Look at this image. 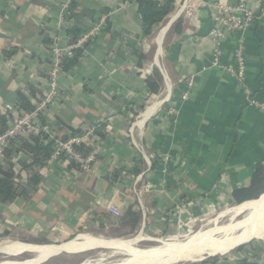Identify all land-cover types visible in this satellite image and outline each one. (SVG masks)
Segmentation results:
<instances>
[{
	"label": "crops",
	"instance_id": "1",
	"mask_svg": "<svg viewBox=\"0 0 264 264\" xmlns=\"http://www.w3.org/2000/svg\"><path fill=\"white\" fill-rule=\"evenodd\" d=\"M218 1L244 2L261 16L226 39L220 60L233 65L243 39L249 95L212 65L210 0H177L149 36L135 0H0V127L8 119L6 105L17 107L24 94L36 106L48 89L54 39L65 49L74 31L81 34L106 19L78 63L59 77L56 98L40 119L54 142L72 131L86 137L96 126L86 143L99 146L101 154L87 170L64 160L45 165L30 197L0 201V242L59 247L96 233L115 239L172 235L237 204L235 193L251 187L264 167V112L248 103L249 96L264 103V0ZM158 37L157 52L151 53ZM155 70L163 77L158 94L148 86ZM188 77L194 89L183 100ZM172 106L176 114H169ZM161 154L169 161L159 160ZM21 161H29L24 152L13 163L17 182L28 189ZM242 262L264 264V243L197 264Z\"/></svg>",
	"mask_w": 264,
	"mask_h": 264
},
{
	"label": "built area",
	"instance_id": "2",
	"mask_svg": "<svg viewBox=\"0 0 264 264\" xmlns=\"http://www.w3.org/2000/svg\"><path fill=\"white\" fill-rule=\"evenodd\" d=\"M206 5L211 10L212 19V28L209 32V37L214 43L212 65L214 67H222L225 72L243 87L249 95V89L246 85L247 61L243 39L239 38L237 41L238 45L235 49V63L233 65L222 66L220 60L223 54V44L226 39L239 32H244L250 29L254 22L259 20L261 16L252 11L244 2L229 4L218 0H210ZM184 6H187V14L192 16V7L188 6V4H185ZM104 26H106L105 18L93 25L89 30L82 32L77 39L74 41L72 40L65 49H60L57 39H54L51 46L52 63L48 73V89L42 92V95L35 106V110L31 113H27L21 110L18 106L14 107L12 105H6L5 107L10 124L7 130L0 134V159L3 158L5 151L14 141L31 133L48 134L50 132L49 125L40 123V119L43 112L56 98L58 80L64 72L62 65L63 60L65 58L73 57L74 51L85 49L87 46L94 43L101 28ZM193 89L194 78H186L185 91L182 94V99L188 100ZM248 103L264 112V103L257 101L250 96L248 98ZM168 111L169 114L177 113L173 106ZM37 123L39 124L37 125ZM96 129V126L91 127L87 132L86 137L81 134H70L66 140L61 139L56 141L54 151L46 165H52L60 160H64L76 165L80 170L90 169L101 154L99 146L86 143V138L94 136ZM81 145L88 148L90 152L84 155L78 151L76 147ZM141 151L144 154L143 150ZM157 157L159 160L167 162L169 161L170 156L161 154ZM111 211L114 210L111 208Z\"/></svg>",
	"mask_w": 264,
	"mask_h": 264
},
{
	"label": "bare ground",
	"instance_id": "3",
	"mask_svg": "<svg viewBox=\"0 0 264 264\" xmlns=\"http://www.w3.org/2000/svg\"><path fill=\"white\" fill-rule=\"evenodd\" d=\"M248 212L251 213L249 217L243 221H237L238 217H242ZM228 216L231 217L229 223L222 226L218 224L220 219ZM213 223L215 225L214 227L192 235L183 243H167L164 247H150L144 250L134 247L136 243L143 240L144 237L141 238V236L131 240H121L96 239L90 235L82 238L81 240L83 242L81 244L73 242L69 245L54 247L11 243L0 246V252L20 246L22 249L39 253L40 257L37 260L32 263L28 262L27 264H36L42 259L74 247L91 249L105 248L118 252L123 251L131 259L123 261L122 264H179L183 262H197L205 259L206 256L230 253L240 245L253 239H262L264 237V195L262 198L260 197L257 200L246 202L225 211Z\"/></svg>",
	"mask_w": 264,
	"mask_h": 264
},
{
	"label": "trees",
	"instance_id": "4",
	"mask_svg": "<svg viewBox=\"0 0 264 264\" xmlns=\"http://www.w3.org/2000/svg\"><path fill=\"white\" fill-rule=\"evenodd\" d=\"M177 0H137L139 7V14L142 20L143 33L145 36L152 35L154 30L165 22L167 17L175 10ZM180 26V23L176 25ZM80 35L78 31H74L73 41ZM84 49L74 51L71 58L63 60V70L67 71L74 67ZM143 59V57H141ZM148 86L152 93L158 94L163 86V77L158 70L154 71V75L148 79ZM18 107L31 113L35 110L28 97L24 94L19 95ZM42 119V118H41ZM43 121V120H42ZM9 119H1L0 134L4 133L8 128ZM44 123V121H43ZM73 135H77V131H72ZM64 137L63 140H66ZM55 147L54 141H49V136L46 134H39L38 136H31L27 140H23L20 146L11 143L10 147L5 151V163L0 164V201L3 203L10 202L19 197H30L31 193L35 191L41 181L39 170L47 164ZM78 151L86 155L90 152L84 145L76 147ZM20 152L28 155L29 161H21L22 168L29 173L28 186L25 188L18 182V176L14 171L13 160ZM72 166L78 168L76 165ZM138 173V171L136 172ZM264 194V167L260 168L254 177L251 187L247 189L238 190L235 193V201L237 204H244L247 201L258 199ZM262 198V197H261ZM242 264H246L242 262Z\"/></svg>",
	"mask_w": 264,
	"mask_h": 264
},
{
	"label": "rangeland",
	"instance_id": "5",
	"mask_svg": "<svg viewBox=\"0 0 264 264\" xmlns=\"http://www.w3.org/2000/svg\"><path fill=\"white\" fill-rule=\"evenodd\" d=\"M159 38L160 37H158V39H156V42L154 41L151 53L157 52L158 47H157L156 43H159ZM162 68L164 70V67H162ZM164 72H165V70H164ZM235 206H240V205L232 204L229 206L217 208V209L211 211L205 217L200 218L198 221L192 222V224H190L188 227L184 228V230L180 233H174L172 235L167 234L164 236H157V237H147L146 235L145 236L142 235L141 238L144 237L143 240L136 243L134 245V247L137 249H140V250H144V249H147L150 247H164L167 243H183V242L187 241V238L191 237L192 235L197 234L201 231H203V232L207 231L208 229L214 227L215 225H214L213 221L219 215H221L225 211H227V210H229ZM250 214L251 213L248 212L244 216L238 217L237 221L240 222V221L245 220L247 217H249ZM230 218L231 217L228 216V217H225L223 219H220L218 224H220L221 226L225 225L231 221ZM85 236L86 235L81 236L80 240L82 238H84ZM92 236L96 239H100V238L101 239H115L112 237L113 235H110V234L104 235L101 233H96ZM139 236H140V234L134 233V234L129 235L125 238H118V239L131 240V239L137 238ZM170 241H173V242H170ZM4 242L5 241L0 242V246L7 244ZM253 242L254 243L255 242L264 243V237L262 239H253V240L249 241L247 244H244L242 246L240 245L239 247H237L233 251H238L239 249H241V247L248 245L250 243H253ZM233 251H231V252H233ZM26 252H31V251L22 249L19 246L9 248L6 251L0 253V264H27L28 262L32 263L35 260H37V258H38L37 254L26 253ZM230 253H227L225 255L206 256L205 259H210L212 257H213V259H217L218 257L227 256ZM127 259H131V258L125 252H123V251L118 252V251L113 250V249L70 248L67 251L62 252L61 255L42 259L41 261L37 262L36 264H83V263L84 264H87V263H89V264H122V262L127 260ZM197 263H199V261L189 262V263L183 262V263H179V264H197Z\"/></svg>",
	"mask_w": 264,
	"mask_h": 264
},
{
	"label": "water",
	"instance_id": "6",
	"mask_svg": "<svg viewBox=\"0 0 264 264\" xmlns=\"http://www.w3.org/2000/svg\"><path fill=\"white\" fill-rule=\"evenodd\" d=\"M262 195H264V194H262ZM262 195H261V196H262ZM259 197H260V196H259ZM247 243H248V242H247ZM247 243H244V244H247ZM244 244H242V245H244ZM242 245H241V246H242ZM203 260H204V259H203ZM203 260H201V261H203ZM199 262H200V261H199Z\"/></svg>",
	"mask_w": 264,
	"mask_h": 264
}]
</instances>
